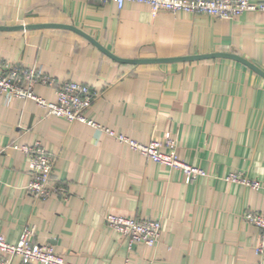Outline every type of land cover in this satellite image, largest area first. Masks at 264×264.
I'll use <instances>...</instances> for the list:
<instances>
[{
    "label": "crops",
    "instance_id": "obj_1",
    "mask_svg": "<svg viewBox=\"0 0 264 264\" xmlns=\"http://www.w3.org/2000/svg\"><path fill=\"white\" fill-rule=\"evenodd\" d=\"M264 2V0H254ZM0 60L33 66L55 83L94 93L86 116L139 142L172 136L181 160L205 170L187 180L85 123L46 114L31 99L0 94V234L50 244L73 264H264L247 210L264 201V12L231 19L158 12L97 0H0ZM70 26V27H67ZM75 28V29H73ZM108 52V53H106ZM214 52L232 57L185 59ZM172 59L131 63L122 60ZM33 91L55 101L53 86ZM39 141L65 194L35 200L27 158L13 145ZM230 172L258 180L251 190ZM106 214L160 220L153 247L128 245ZM12 264H23L16 257Z\"/></svg>",
    "mask_w": 264,
    "mask_h": 264
},
{
    "label": "built area",
    "instance_id": "obj_2",
    "mask_svg": "<svg viewBox=\"0 0 264 264\" xmlns=\"http://www.w3.org/2000/svg\"><path fill=\"white\" fill-rule=\"evenodd\" d=\"M113 2L118 9L126 2L145 4L152 16L158 12H186L205 14L214 19H231L244 11L264 12V2L254 0H97ZM35 83L53 86L55 101H47L33 91ZM0 94L8 101L11 98L31 99L46 114L63 117L67 121H78L89 126L98 127L104 133L114 137L119 142L127 144L132 150L156 163L180 171L187 180H195L206 175L205 170L181 160L177 153V141L172 136L151 138L147 142H139L123 134L102 127L89 119L85 112L91 105L94 93L88 85L73 80L55 83L54 79L40 72L33 66H19L6 60H0ZM27 158L29 181L26 191L35 200H45L53 194H65L64 190L52 183L53 159L39 141L32 144L13 145ZM227 182H235L251 190H258L261 184L250 179L245 174L230 172L225 176ZM244 218L258 228L259 243L254 247L256 254L264 253V201L261 209L247 210ZM104 222L117 233L126 236L128 245L140 243L153 247L160 237V220L137 219L133 217L106 214ZM34 228L26 226L22 229L18 240L7 242L0 234V264H12L14 258L21 259L23 264H73L62 254L55 253L50 244H39L30 240Z\"/></svg>",
    "mask_w": 264,
    "mask_h": 264
},
{
    "label": "water",
    "instance_id": "obj_3",
    "mask_svg": "<svg viewBox=\"0 0 264 264\" xmlns=\"http://www.w3.org/2000/svg\"><path fill=\"white\" fill-rule=\"evenodd\" d=\"M48 26H63L66 27L64 25H58V24H37V25H20V26H0V29L2 30H8V29H27V28H42V27H48ZM70 27V26H67ZM75 29V28H73ZM108 53V52H106ZM109 54V53H108ZM111 55V54H109ZM221 56H225V57H232V58H236L238 60H241L243 62H246L248 65H250L251 67L255 68L253 65H251L250 63H248L246 60H244L243 58H241L240 56L236 55V54H230V53H224V52H214L211 54H205V55H195V56H189L186 58H177L180 60H185V59H199V58H211V57H221ZM172 59H136V60H122L125 62H131V63H146V62H163V61H169ZM257 69L260 73H262L264 75L263 72H261L258 68Z\"/></svg>",
    "mask_w": 264,
    "mask_h": 264
}]
</instances>
